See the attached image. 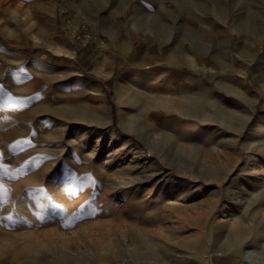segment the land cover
Returning a JSON list of instances; mask_svg holds the SVG:
<instances>
[{
    "label": "rangeland",
    "instance_id": "1",
    "mask_svg": "<svg viewBox=\"0 0 264 264\" xmlns=\"http://www.w3.org/2000/svg\"><path fill=\"white\" fill-rule=\"evenodd\" d=\"M234 1L210 64L0 0V264H264V0Z\"/></svg>",
    "mask_w": 264,
    "mask_h": 264
},
{
    "label": "crops",
    "instance_id": "2",
    "mask_svg": "<svg viewBox=\"0 0 264 264\" xmlns=\"http://www.w3.org/2000/svg\"><path fill=\"white\" fill-rule=\"evenodd\" d=\"M46 3L51 25L58 27V13L80 15L92 27L93 41L97 46L100 37L117 49L130 43L134 49L154 48L171 41V34L178 35V49H185L187 35L197 37L200 33L209 36L208 56L213 64L219 57L218 34L220 25L227 28L234 16V0H25ZM201 4V5H200ZM189 13V16L187 15ZM189 18V23L187 19ZM191 18V21H190ZM36 20L43 21L36 15ZM208 39V38H207ZM208 44V43H207ZM145 45V46H144ZM90 46V47H91ZM182 54H179L181 57ZM197 55V54H195ZM192 57V55H190Z\"/></svg>",
    "mask_w": 264,
    "mask_h": 264
},
{
    "label": "built area",
    "instance_id": "3",
    "mask_svg": "<svg viewBox=\"0 0 264 264\" xmlns=\"http://www.w3.org/2000/svg\"><path fill=\"white\" fill-rule=\"evenodd\" d=\"M64 28L68 36L83 49H88L93 41V35L90 32L89 26L86 22L77 20L73 17L66 18ZM264 69V56L261 60Z\"/></svg>",
    "mask_w": 264,
    "mask_h": 264
},
{
    "label": "bare ground",
    "instance_id": "4",
    "mask_svg": "<svg viewBox=\"0 0 264 264\" xmlns=\"http://www.w3.org/2000/svg\"><path fill=\"white\" fill-rule=\"evenodd\" d=\"M62 51V50H61ZM60 50H59V52H61ZM74 83H80V85L79 86H77V87H82V86H84V82H78V81H74ZM85 83H87L88 85H91L92 83L90 82V81H88V82H85ZM10 113H12V112H10ZM261 124H260V122H258L257 123V127L259 128V126H260ZM83 131H84V128H79V132H78V134H80V133H83ZM243 253V252H242ZM213 254V253H212ZM211 254V255H212ZM237 254H238V252H237ZM244 255V254H243ZM214 256H216V254H214L213 255V257ZM248 256V255H247ZM220 257V256H219ZM209 258V257H208ZM211 258V257H210ZM231 259V258H230ZM233 259V258H232ZM213 260V259H212ZM253 260V255H250L249 256V259H248V261H252ZM255 260V259H254ZM214 262V261H213ZM216 262V261H215ZM224 262V261H223ZM230 262V261H229ZM252 263H254V262H252ZM227 264V263H226ZM230 264V263H229Z\"/></svg>",
    "mask_w": 264,
    "mask_h": 264
},
{
    "label": "snow or ice",
    "instance_id": "5",
    "mask_svg": "<svg viewBox=\"0 0 264 264\" xmlns=\"http://www.w3.org/2000/svg\"><path fill=\"white\" fill-rule=\"evenodd\" d=\"M8 99H9V100H11V99H12V97H10V96H9V98H8Z\"/></svg>",
    "mask_w": 264,
    "mask_h": 264
}]
</instances>
